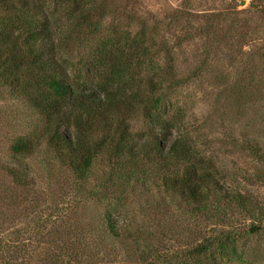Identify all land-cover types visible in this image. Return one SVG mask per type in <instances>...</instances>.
<instances>
[{
    "label": "rangeland",
    "instance_id": "1",
    "mask_svg": "<svg viewBox=\"0 0 264 264\" xmlns=\"http://www.w3.org/2000/svg\"><path fill=\"white\" fill-rule=\"evenodd\" d=\"M39 1L66 22L73 0ZM113 1L130 13L119 15L123 24H155L174 47L177 79L161 104L178 122L171 135L213 160L225 190L251 209L214 200L203 213L148 182H104L99 166L79 182L40 150L22 161L34 186L14 188L0 169V264H50L62 252L78 256L71 264H264V0ZM28 116L0 93V163L31 131ZM129 124L134 134L159 132L140 113ZM106 216L125 240L106 238Z\"/></svg>",
    "mask_w": 264,
    "mask_h": 264
},
{
    "label": "trees",
    "instance_id": "2",
    "mask_svg": "<svg viewBox=\"0 0 264 264\" xmlns=\"http://www.w3.org/2000/svg\"><path fill=\"white\" fill-rule=\"evenodd\" d=\"M68 13L61 22L39 0H0V93L24 106L32 127L10 146V161L0 163L11 186H34L22 161L44 150L79 182L99 166L104 182L105 175L123 184L148 182L203 213L214 200L251 209L225 190L213 160L171 135L178 122L166 118L161 104L177 67L158 26L123 24L119 15L130 13L113 0H73ZM74 49L75 59L66 57ZM137 113L159 132L132 133L129 119ZM105 220L109 241L126 239L116 221ZM5 248L0 239V253ZM51 260L71 264L78 256L62 252Z\"/></svg>",
    "mask_w": 264,
    "mask_h": 264
}]
</instances>
